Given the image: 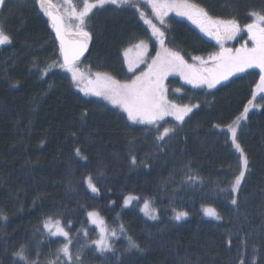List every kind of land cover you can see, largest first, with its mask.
Segmentation results:
<instances>
[{
  "label": "trees",
  "instance_id": "16d2710c",
  "mask_svg": "<svg viewBox=\"0 0 264 264\" xmlns=\"http://www.w3.org/2000/svg\"><path fill=\"white\" fill-rule=\"evenodd\" d=\"M191 2L214 17H235L241 27L251 22L252 11H264V0ZM139 11L150 14L132 5H110L91 14L87 30L92 41L82 61L92 71L131 79L123 50L141 40L154 47ZM161 28L167 44L187 61L218 48L184 20L170 17ZM5 30L12 47L0 52V210L8 217L0 220V264H13L11 253L21 244L38 264L54 260L55 250L66 241L43 230L48 215L60 219L69 232L73 253L85 246L84 264H238L245 241L248 264L253 255L257 264H264V99L238 134L249 160L238 217L227 189L240 170V155L230 135L214 127L230 123L252 99L258 71L211 89L169 78V100L199 107L183 124L165 120L160 130L176 126L177 132L160 143L156 128L131 124L118 109L81 95L65 76L52 81L42 74L41 69L58 60L59 50L36 6L21 1L8 7ZM77 148L87 160L76 155ZM132 156L136 165L130 163ZM189 167L202 182L187 181ZM89 174L96 193L83 183ZM221 188L226 191L220 193ZM128 195L150 199L157 218L125 205ZM205 206L216 208L222 219L205 217ZM173 209L188 216L177 221ZM90 211L116 231L113 252L101 254L91 243L99 233ZM129 237L144 251L130 249Z\"/></svg>",
  "mask_w": 264,
  "mask_h": 264
},
{
  "label": "snow or ice",
  "instance_id": "6c2138e0",
  "mask_svg": "<svg viewBox=\"0 0 264 264\" xmlns=\"http://www.w3.org/2000/svg\"><path fill=\"white\" fill-rule=\"evenodd\" d=\"M151 6L155 17L164 23V18L168 12L175 11L177 15L187 17L193 24H195L201 32L213 37L220 45V51L209 54L207 60L200 56H193V63H188L179 51H173L166 47L165 32L162 31L151 20L145 22L152 27V34L156 37L160 49L156 55L152 57L151 62L147 63V69L140 72L139 75H134L130 81L121 82L116 80L113 76L106 72L89 71L86 76L78 67V61L84 52L88 49L89 41L92 36L88 29V21L91 14L98 8H103L105 5H128L137 7L132 4V0H83V6L79 7L72 3V0H65L64 11L61 12L57 5L52 0H35V4L39 6V10L48 18L51 28L55 32L54 43L58 41L59 58L53 61L45 68L41 69L43 75L53 68L59 67L65 69L71 74L72 81L80 88V91L85 95L93 94L98 97H103L112 105L122 109L127 114L129 121L138 122L146 125H156L157 135L156 141L163 143L171 136L176 135L177 127H165L163 131L160 130L159 124L165 117H172L177 125L183 124L186 117L193 111V108L199 105L178 104L168 99L167 88L164 84L165 78L170 73H178L180 77L188 84L194 86L206 85L207 88H215L221 81L228 80L230 76L237 72H243L249 68L259 69V79L253 85V97L260 95L264 99V11H252L250 17L252 22L241 27L239 21L233 18L214 17L209 12L198 4L192 3L191 0H146ZM6 3V0H0V7ZM137 10H139L137 8ZM144 13L141 12L143 17ZM75 23L74 36L69 35L71 24ZM247 31L251 40L252 46L247 44L241 45L239 48L231 49L224 47V42L234 39L238 33ZM12 43V38L7 34L2 25H0V45H7ZM141 50V57L147 53L148 46L141 41L136 45ZM127 55V51L125 52ZM62 59V62L60 60ZM136 62H128V70L132 72L137 68ZM198 62V63H197ZM210 65V66H209ZM83 85V87H80ZM176 91H180L176 89ZM250 107H260L253 103V99H249L244 105L243 110L230 123L221 126L214 125L222 131H226L230 135L231 143L236 152L240 155L241 167L229 183V194L231 195L230 204L237 217L240 214V198L239 193L242 186V181L245 179L248 171L249 160L241 144L238 142V133L242 121H246ZM84 115H87L86 111ZM161 151L163 149H160ZM76 155L81 159L87 160L86 156L81 154L79 148L76 150ZM131 165H136L137 160L135 156L131 157ZM143 163V162H141ZM147 167V165H145ZM189 183L202 182L201 177L195 174L192 169L188 168V175L186 177ZM83 183L93 192L96 193L99 189L94 182V177L89 174L83 178ZM220 193L226 189H218ZM140 197L128 195L124 198V204L127 205L133 200H139ZM152 201L148 198L144 199L141 211L149 218L156 217V209L151 206ZM204 214L216 220H221L222 217L216 208L205 206L203 208ZM174 219L182 220L188 216L186 211H177L173 209ZM88 217L91 222L98 225L100 229V236L91 243L95 245V250L101 254L106 252H113V246L110 237L116 236L115 230L111 232L105 227L104 220L96 211L88 212ZM8 217L0 210V220H7ZM247 220V217H245ZM70 223V222H69ZM42 228L51 236H62L65 239L60 247L55 250L54 260L49 261L48 264H84L81 253L84 245L73 253L70 248L72 238L69 232L65 230V226L61 220L55 215H48L42 221ZM121 225V231H123ZM40 231V227L37 228ZM128 247L130 249H137L144 251L140 245L131 237L128 238ZM253 253L255 252V245H253ZM51 254V253H50ZM247 254V243H243V251L241 252V259L238 264H248L245 259ZM13 264H38V261L29 259L26 254L25 245L21 244L18 249L11 253ZM251 264H257L256 257L253 255Z\"/></svg>",
  "mask_w": 264,
  "mask_h": 264
},
{
  "label": "rangeland",
  "instance_id": "374dc122",
  "mask_svg": "<svg viewBox=\"0 0 264 264\" xmlns=\"http://www.w3.org/2000/svg\"><path fill=\"white\" fill-rule=\"evenodd\" d=\"M22 1L27 2V3H28L29 5H31L32 7H35V6L37 5V4H35V0H22ZM52 2H53L55 5H57V7L59 8V10H60L61 12L64 11L65 0H52ZM90 2H95V0H90ZM22 3H23V2H22ZM72 3L75 4V5H78L79 7H82V6H83V0H72ZM192 3H193V2H192ZM132 4H136V5H137L136 8H138V9H142L143 7H145V10H149V11H150V14H151V15H150V14H149V15H148V14H145L143 11H139V16L141 17V19L143 20V22L146 24V26L149 28V30H150V32H151L152 42H153L154 47H153V49H152L151 44H150L148 41L141 40V41H143V42L148 46L147 53H145L143 57H141V50L138 49V48L136 47V45H138L141 41H138L137 43H135V44H133L132 46H129V47H127V48H125V49L123 50V52H122V59H123V61H124V64H125V67H126L127 71H128V72L131 74V76H132L130 80H132V79L134 78V75H139L140 72H144V71H146V69H147V63H150V62H151L152 57H154V56L156 55L157 51L160 49V45H159V43H158L156 37L152 34V27H151V25L148 24V23H146L145 21H146V20H151V21H152V24H155L157 27H159V28L162 30V28H161L162 24H161L160 21L155 17V15H154V13H153V11H152V9H151V6L146 2V0H132ZM128 5H131V4H128ZM107 6H110V4H109V5H105L104 7H107ZM122 6H123V5H122ZM122 6H120V7H122ZM104 7H103V8H104ZM98 9H100V8H98ZM98 9H96V10H98ZM96 10H94V11H96ZM94 11H93V12H94ZM141 12L144 13L143 17L141 16ZM170 17L177 18V19H181V20H184V21L188 22V23H189L191 26H193V27H194L199 33H201L205 38H207V39H209V40H211V41H213V42L216 43V46H217L218 48H217V50H216L214 53L220 51V45L217 43V41H216L213 37H211V36H209V35H206L205 33L201 32L200 29H199L195 24H193V23H192L187 17L177 15V13H176L175 11H171V12H168L167 16L164 18V22H165V20L169 19ZM152 18H154V20H152ZM251 22H252V20H251ZM251 22H250V23H251ZM70 24H71L70 32L75 33V31H76V29H75V23H74V22H70ZM163 24H164V23H163ZM242 28H243V27H242ZM244 44H247L248 47H251V46H252L251 40H250V38H249V35H248L246 29L243 30V31H241L240 33H238L237 36H236L234 39H232V40H228V41H225V42H224V47H226V48H231V49H235V48H239V47H241V45H244ZM4 47L7 48V49H6L7 52H10L11 47H12V44L0 45V52H4ZM166 47L172 49L173 51H176V50H174L173 48H171V47L167 44V42H166ZM126 51H127V55H125V52H126ZM208 56H209V55L204 56L203 58H204L205 60H207ZM137 60H140L141 62L137 64V68H136V69H134L132 72H130V71L128 70V62H129V61L136 62ZM143 60H146L147 63H144ZM186 60H187V59H186ZM60 62H61V61H60ZM188 63H193V62L188 61ZM197 63H198V62H197ZM48 64H51V63H48ZM209 66H210V65H209ZM77 67H78L82 72H84V74H85L86 76L88 75L89 71L92 72V73H95L94 71H92V70L89 68V66L87 65V62H85V60L82 61V62H80V63H78V64H77ZM251 70H256V71H258V73H259V69H258V68H249V69H246V70L243 71V72H237V73H234L232 76H230V77L228 78V80L221 81V83L218 84L217 86H219V85H221V84H224V83L228 82L230 79L235 78V77H237V76H239V75H243V74H245V73H247V72H249V71H251ZM47 74H48V78H49V79H52V81H54V80L56 79L55 76H61V77H62V76H65V77H67L68 79H70L73 88H74L77 92H79L81 95H83L84 97H91V98H96V99L102 100V101H104L105 103H107L108 105H110L111 107L116 108V109H118L119 111L123 112L122 109L118 108L117 106L112 105L108 100L104 99L103 97H98V96H95V95H93V94L85 95L83 92L80 91V88L77 87V86L74 84V82L72 81V78H71V74L68 73L65 69H61V68H59V67H56V68H53L52 70H50ZM111 76H112V75H111ZM114 78H115V77H114ZM169 78H177V79H179L182 83H184V84H186V85H189V86H191V87H203V88H207L206 85L194 86V85H192V84H188V83H186V81L183 80V79L180 77V75H179L178 73H170V74L165 78V80H164V84H165L166 88H167V80H168ZM115 79L118 80L117 78H115ZM258 79H259V78H258ZM130 80H129V81H130ZM119 81H121V80H119ZM121 82H125V81H121ZM217 86H216V87H217ZM80 87H83V85H81ZM208 89H209V88H208ZM168 99H169V98H168ZM252 99H253V103H254L255 105H259V106L261 107V101H262L263 99L260 97V95H257L256 97H253V93H252ZM260 107H250V111H249V112H251V111H253V110L258 111V110L260 109ZM123 113H124V112H123ZM124 114L127 116L126 113H124ZM186 118H187V117H186ZM165 120H172V121H174V118H172V117H165V119H164L163 121L160 122L159 126H160ZM129 122H130L131 124L135 125V126H140V127H143V128L154 129V128L157 127L156 125H146V124H141V123L133 122V121H129ZM174 122H175V121H174ZM243 122H244V121H242L241 124H242ZM241 127H242V125L240 126V129H241ZM240 129H239V130H240ZM238 134H239V133H238ZM234 149H235V148H234ZM237 153H238V152H237ZM238 154H239V153H238ZM242 182H243V181H242ZM143 202H144V201L133 200V201H131V203L127 204V206H132L133 208H136V209H138L140 212H142V211H141V207L143 206ZM151 206H152V204H151ZM152 207H153V206H152ZM153 208H154V207H153ZM142 213H143V215H145L144 212H142ZM145 216H146V215H145ZM204 216H205V217H208V218H212V217H209V216H207V215H205V214H204ZM146 217H148V216H146ZM148 218H149V217H148ZM151 219H153V218H151ZM212 219H213V218H212ZM90 222H91V220H90ZM91 224H92V226H94V227L96 228V230L98 231V233H99L98 238H99V236H100V229H99L98 225H96V224H94V223H92V222H91ZM104 225H105V227L108 229V227L106 226L105 222H104ZM108 230H109V229H108ZM109 231H110V230H109ZM110 232H111V231H110ZM113 238H114V236H113V237H110V241H111V239H113Z\"/></svg>",
  "mask_w": 264,
  "mask_h": 264
},
{
  "label": "flooded vegetation",
  "instance_id": "af4514ba",
  "mask_svg": "<svg viewBox=\"0 0 264 264\" xmlns=\"http://www.w3.org/2000/svg\"><path fill=\"white\" fill-rule=\"evenodd\" d=\"M21 1L22 0H6V3L2 7H0V25L3 26L4 30H5V14L7 12L8 7H10L11 5H14V4H16V5L20 4ZM36 8H37V11L39 12V14H41L44 17L45 21L47 20L49 28L51 29V26H50V23H49L48 19L43 14V12L39 10V6L38 5H36ZM5 32H6V30H5ZM69 33L73 34L72 32H69ZM91 41L92 40L89 41V48H90V45H91Z\"/></svg>",
  "mask_w": 264,
  "mask_h": 264
},
{
  "label": "water",
  "instance_id": "95a60500",
  "mask_svg": "<svg viewBox=\"0 0 264 264\" xmlns=\"http://www.w3.org/2000/svg\"><path fill=\"white\" fill-rule=\"evenodd\" d=\"M47 18V17H46ZM48 19V18H47ZM49 21V20H48ZM50 23V22H49ZM51 31H52V33H53V36H54V39H55V32H54V30L51 28ZM70 35V37L71 36H74V33L73 34H69ZM57 44H58V41H57ZM58 47H59V45H58ZM88 49H89V44H88ZM88 49L84 52V54L80 57V60L79 61H81L83 58H85L86 56H87V54H88ZM78 61V62H79ZM61 62H62V59H61Z\"/></svg>",
  "mask_w": 264,
  "mask_h": 264
}]
</instances>
